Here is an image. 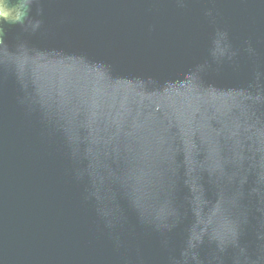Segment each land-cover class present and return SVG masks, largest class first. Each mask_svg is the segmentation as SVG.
I'll list each match as a JSON object with an SVG mask.
<instances>
[{"label": "water", "instance_id": "1", "mask_svg": "<svg viewBox=\"0 0 264 264\" xmlns=\"http://www.w3.org/2000/svg\"><path fill=\"white\" fill-rule=\"evenodd\" d=\"M0 12V264H264V0Z\"/></svg>", "mask_w": 264, "mask_h": 264}, {"label": "flooded vegetation", "instance_id": "2", "mask_svg": "<svg viewBox=\"0 0 264 264\" xmlns=\"http://www.w3.org/2000/svg\"><path fill=\"white\" fill-rule=\"evenodd\" d=\"M2 15V13L0 12V16Z\"/></svg>", "mask_w": 264, "mask_h": 264}]
</instances>
